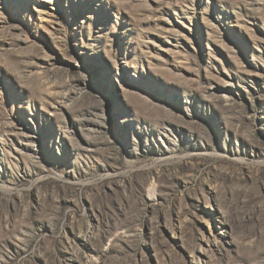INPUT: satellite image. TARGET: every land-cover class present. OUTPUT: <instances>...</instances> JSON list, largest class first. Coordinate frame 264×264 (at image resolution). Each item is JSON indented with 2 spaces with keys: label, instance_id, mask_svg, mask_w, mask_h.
I'll return each mask as SVG.
<instances>
[{
  "label": "rangeland",
  "instance_id": "rangeland-1",
  "mask_svg": "<svg viewBox=\"0 0 264 264\" xmlns=\"http://www.w3.org/2000/svg\"><path fill=\"white\" fill-rule=\"evenodd\" d=\"M0 264H264V0H0Z\"/></svg>",
  "mask_w": 264,
  "mask_h": 264
},
{
  "label": "bare ground",
  "instance_id": "bare-ground-1",
  "mask_svg": "<svg viewBox=\"0 0 264 264\" xmlns=\"http://www.w3.org/2000/svg\"><path fill=\"white\" fill-rule=\"evenodd\" d=\"M49 1V3H53V0H48ZM50 5V4H49Z\"/></svg>",
  "mask_w": 264,
  "mask_h": 264
}]
</instances>
